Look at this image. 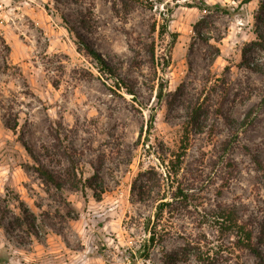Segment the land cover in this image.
<instances>
[{
  "label": "rangeland",
  "instance_id": "obj_1",
  "mask_svg": "<svg viewBox=\"0 0 264 264\" xmlns=\"http://www.w3.org/2000/svg\"><path fill=\"white\" fill-rule=\"evenodd\" d=\"M262 1L0 0V264H208L181 254L199 239L226 249L214 264H256L207 219L230 207L264 239V76L242 62ZM166 19L175 43L159 33ZM151 44L159 63L170 55L168 67L156 71ZM200 109L201 126L190 124ZM41 164L68 181L95 177L105 191L98 200L91 188L58 189L38 175ZM155 171L167 198L180 186L188 198L159 215V240L143 258L160 196L141 200L138 187L147 191Z\"/></svg>",
  "mask_w": 264,
  "mask_h": 264
},
{
  "label": "trees",
  "instance_id": "obj_2",
  "mask_svg": "<svg viewBox=\"0 0 264 264\" xmlns=\"http://www.w3.org/2000/svg\"><path fill=\"white\" fill-rule=\"evenodd\" d=\"M249 1V0H248ZM199 6V5H197ZM204 6L207 7H215V8H220V4L216 5H207L205 3ZM202 8L201 6H199ZM205 8V7H204ZM225 12L230 13L229 9L223 8ZM263 11H264V0L261 2L260 9L258 10L256 14V38L249 42L242 51V62L245 67L250 69L251 71L260 73L264 76V61L260 58H255L254 56L250 55V52H258V53H263L264 55V29H263ZM168 20H165V23L162 24L161 29L159 31L160 35H165V34H170L172 36V42L175 43L177 40V33H171L169 29V24ZM68 29L72 32H74L79 39V42L84 44L86 46V50L89 54H91L101 65V67L108 72L110 76L116 79V84L119 88H126V91L129 94L135 95V89L131 81L124 77H120L117 74V67L115 64L107 61L96 49L91 47L88 42L86 37L78 30V28L74 26H69ZM152 30L155 31L156 27L153 26ZM196 33L198 36H200L202 39L207 40V37L202 31L198 28L195 29ZM151 58L150 62L151 64L155 67L156 71L159 68H166L170 65L171 59L170 55L167 60H165L163 63H159V61H156V54H155V45L151 44L149 47V54ZM158 79V78H157ZM156 79V80H157ZM165 87V84L163 81H160L158 83V93L157 97L158 100L161 101L163 98V89ZM201 118V109L200 112L198 111L196 115L192 116V119L189 121L190 124L194 123L195 125L201 126L202 122L200 121ZM153 121H151L152 125ZM188 149V143L184 142V145L181 149V151L177 155V161L175 163L172 162V165L169 167L170 169H167L166 171V179L169 178L172 174H177L178 168L180 167L183 156L186 154ZM36 172L38 175L46 182L47 184L53 185L58 189H63L67 185L71 189H76L79 190L81 189L82 191H85L87 188H91L94 191V197L96 199H101L103 192L105 191L103 185L94 182L93 178H87V179H82L80 178L79 180L77 179L76 181H71L64 179L60 175H57L55 172L50 170L48 167L45 165L41 164L36 167ZM157 175L155 177H152L151 175L149 177V181L146 183L147 186V191L143 190L142 185L138 187V191L140 192V199L145 200L147 197L154 199L152 197V194L156 193L157 196H160L159 198L155 197L157 201L156 205V219H148L147 224L145 225V230L148 232L150 235L146 241L145 247L143 249L142 257L143 258H148L149 252L155 242L159 239H157V226L159 223H157L159 218V215H163L164 212L167 210H171L172 203L174 200H181L184 202H187L188 198V193L183 191V189L180 187L176 188L174 191V194L172 197L167 198V191L165 189L166 185H169L168 183L165 182V177L159 176V173L155 171L154 173ZM96 176V175H95ZM97 177V176H96ZM155 179V180H153ZM173 190V189H171ZM162 193V194H161ZM148 194V195H146ZM30 211L28 209H25L24 214H28ZM208 216L211 219H207L208 221L211 220L215 224L216 227H218V230L223 234V235H229L233 238V248L230 250L239 249V250H249L251 251L254 256L256 257V264H264V253L261 250V245L264 243L263 238H259L256 240L255 236V229L252 225V222L250 220H243L238 212L236 210L227 207V206H218L216 209H213ZM25 224L28 225V231L32 234H35V236L39 237L38 231L34 229V222H32L30 219H26ZM220 245L218 249H213L209 246H205L203 242L199 240H187L186 245L182 248L181 254L183 253L186 254L187 256L191 255L192 257L196 258L198 261L205 262L208 264H214L215 261L214 259L219 255L220 249L221 250H226L223 249Z\"/></svg>",
  "mask_w": 264,
  "mask_h": 264
}]
</instances>
